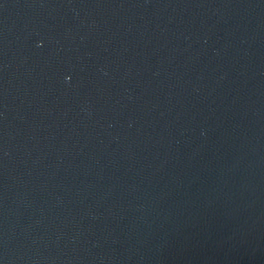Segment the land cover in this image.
Returning <instances> with one entry per match:
<instances>
[{"label":"water","instance_id":"obj_1","mask_svg":"<svg viewBox=\"0 0 264 264\" xmlns=\"http://www.w3.org/2000/svg\"><path fill=\"white\" fill-rule=\"evenodd\" d=\"M0 264H264V0H0Z\"/></svg>","mask_w":264,"mask_h":264}]
</instances>
